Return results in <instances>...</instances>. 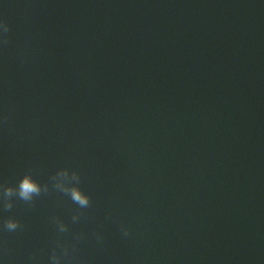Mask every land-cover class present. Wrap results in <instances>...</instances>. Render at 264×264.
Masks as SVG:
<instances>
[{
  "label": "water",
  "instance_id": "95a60500",
  "mask_svg": "<svg viewBox=\"0 0 264 264\" xmlns=\"http://www.w3.org/2000/svg\"><path fill=\"white\" fill-rule=\"evenodd\" d=\"M0 21V184L49 185L0 207V264H264V0H0Z\"/></svg>",
  "mask_w": 264,
  "mask_h": 264
},
{
  "label": "clouds",
  "instance_id": "9594fccd",
  "mask_svg": "<svg viewBox=\"0 0 264 264\" xmlns=\"http://www.w3.org/2000/svg\"><path fill=\"white\" fill-rule=\"evenodd\" d=\"M10 26L6 21H0V43L6 45L8 43V33ZM7 121V117H4ZM52 186L67 195L80 208L90 206V197L79 187L80 176L76 171L69 172L68 169H59L51 178ZM49 191L48 183L41 184L33 178L31 171L26 172L15 185L0 184V207L5 212H10L14 206L13 198L23 201L26 205L31 206L34 198L39 197L43 193ZM80 215H73L72 220H79ZM54 222L58 225L61 233L67 232L68 227L58 218H54ZM22 224L14 217H8L3 221V229L8 232H15L21 229ZM121 230L125 236L129 235V230L121 226ZM99 239V237H98ZM66 251V249H65ZM51 260L54 264H59L60 257L57 256L55 248L52 250Z\"/></svg>",
  "mask_w": 264,
  "mask_h": 264
}]
</instances>
